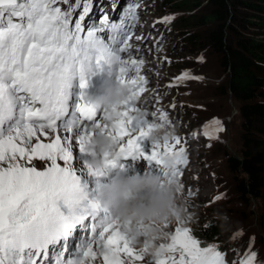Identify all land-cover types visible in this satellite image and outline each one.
I'll list each match as a JSON object with an SVG mask.
<instances>
[{"label":"snow or ice","instance_id":"1","mask_svg":"<svg viewBox=\"0 0 264 264\" xmlns=\"http://www.w3.org/2000/svg\"><path fill=\"white\" fill-rule=\"evenodd\" d=\"M93 3L0 0V264H228L226 251L214 243L202 245L186 220L175 223L171 232L164 225L169 234L159 245L164 254L149 255L83 182L85 174L104 175L87 162L81 167L77 158L97 131L117 145L107 169L123 167L120 162L129 158L160 165L161 153L172 154L176 167L164 170L163 180H174L183 189V169L189 163L178 136L153 144L151 154L140 148L153 123L172 126L163 109L154 108L149 123L148 101L143 107L137 103L149 84L142 72L147 44L133 42L140 3L130 0L118 20L104 13L88 23ZM173 19L166 16L159 22L167 25ZM162 39L155 45L157 53ZM102 72L129 90L114 124L111 113L97 112L83 95L75 107L69 103L74 80L86 89L88 80ZM191 79L201 78L185 71L169 87ZM213 126L217 133L225 131L219 120ZM204 135L212 138L208 131ZM187 195L191 198V191ZM240 264H264L251 242Z\"/></svg>","mask_w":264,"mask_h":264},{"label":"rangeland","instance_id":"2","mask_svg":"<svg viewBox=\"0 0 264 264\" xmlns=\"http://www.w3.org/2000/svg\"><path fill=\"white\" fill-rule=\"evenodd\" d=\"M129 2L130 0H94L90 13L92 21L88 23L99 20L104 13H107L111 21L118 20L121 10ZM137 2L140 3L137 10L139 20L134 28L133 42L138 47L146 43L147 47L143 48L144 60L148 61L153 57L154 66L159 68L158 72H148L151 69L149 66L143 73L148 76L149 84L148 91L142 96L141 107L148 101V122H152L151 112L154 108L163 109L168 112L172 122V126L168 127L174 129L175 136L180 139L185 141L186 135L197 127H203L212 137H200L194 141L196 136L190 135L189 143H192L187 144L191 167L184 168L185 172L189 171L183 175L181 183L184 186V196L190 202L186 215L191 214L187 216L185 226L190 227L193 232L194 227L200 223L205 227L218 226L222 242L214 244L226 251L228 264H233L234 261L240 264L250 242L252 250L257 252L258 261L264 262V235L259 220L261 204L255 200L246 202L241 198L225 155L226 151L233 155L241 153L242 120L238 103L225 96L220 89L226 80V74L220 68V59L205 47L191 53L192 45L188 38L193 34L204 37L208 29L184 26L181 19L186 17L185 13L176 12L170 7L171 4L165 5V0ZM62 7L66 8L67 5ZM166 16L174 17L173 21L167 25L160 23ZM149 34H152L151 38ZM135 36L145 39L137 41ZM161 36L162 49L157 53L155 45L161 40ZM146 65L145 62L144 68ZM185 71L192 77L201 79H191L170 88L169 85L174 83L175 78ZM214 120H219L225 131L217 133L213 126ZM153 150L151 147L146 153L151 154ZM36 164L38 168L44 167L39 161ZM189 191L192 193L191 198L187 195ZM218 195L223 198L217 201L214 198ZM217 214H226L230 218V227L222 228L220 221L215 218ZM175 226V223L171 224L168 231H174ZM238 232L242 235L237 236Z\"/></svg>","mask_w":264,"mask_h":264},{"label":"trees","instance_id":"3","mask_svg":"<svg viewBox=\"0 0 264 264\" xmlns=\"http://www.w3.org/2000/svg\"><path fill=\"white\" fill-rule=\"evenodd\" d=\"M164 4L185 13L184 26L208 29L204 37L188 38L191 53L205 47L220 59L226 74L220 89L238 103L242 149L239 155L228 151L225 155L241 198L261 204L264 235V0H165ZM193 234L203 245L222 242L218 226L200 223Z\"/></svg>","mask_w":264,"mask_h":264},{"label":"clouds","instance_id":"4","mask_svg":"<svg viewBox=\"0 0 264 264\" xmlns=\"http://www.w3.org/2000/svg\"><path fill=\"white\" fill-rule=\"evenodd\" d=\"M102 85V95L91 100L97 112L112 114L114 124L116 111L127 100L129 90L118 82L115 76L107 74ZM175 137V130L158 122L153 123L146 139L152 144L170 143ZM117 151V145L103 132H94L86 143V154L90 157L87 167L94 172L107 175L106 162ZM177 157L161 153L160 166L167 171L176 167ZM183 189L176 181H165L152 174L116 176L109 182L96 186V198L117 218L126 230L130 240L141 249H147L149 255H163L160 242L168 238L164 225L183 223L186 218V206L180 199ZM222 228L230 227V218L226 214H217ZM142 227V234H137V227Z\"/></svg>","mask_w":264,"mask_h":264},{"label":"bare ground","instance_id":"5","mask_svg":"<svg viewBox=\"0 0 264 264\" xmlns=\"http://www.w3.org/2000/svg\"><path fill=\"white\" fill-rule=\"evenodd\" d=\"M196 136V138H194V141H196L197 140V138H199L200 136H198V134H196L195 135ZM191 155V154H190ZM192 157V155L189 157V158H191Z\"/></svg>","mask_w":264,"mask_h":264}]
</instances>
